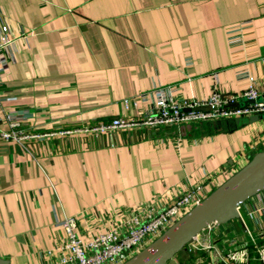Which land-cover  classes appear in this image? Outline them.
I'll use <instances>...</instances> for the list:
<instances>
[{
    "label": "crops",
    "instance_id": "crops-1",
    "mask_svg": "<svg viewBox=\"0 0 264 264\" xmlns=\"http://www.w3.org/2000/svg\"><path fill=\"white\" fill-rule=\"evenodd\" d=\"M244 20L249 53H233L227 28ZM3 21L13 39L0 50V132L12 128L10 114L45 133L0 137L6 264H54L65 216L77 217L84 239L189 184L211 191L264 147V118L234 129L186 123L181 134L165 126L152 138L138 125L91 129L138 117L150 104L126 109L123 98L154 84L202 101L214 89L239 92L247 69L264 98V0H0ZM239 211L238 232L242 222L264 228V188Z\"/></svg>",
    "mask_w": 264,
    "mask_h": 264
},
{
    "label": "built area",
    "instance_id": "built-area-1",
    "mask_svg": "<svg viewBox=\"0 0 264 264\" xmlns=\"http://www.w3.org/2000/svg\"><path fill=\"white\" fill-rule=\"evenodd\" d=\"M249 26V21L244 20L227 28L230 34L228 44L233 53H249L247 45L249 37L254 33L253 30H245ZM12 39L8 23L1 22L0 50L10 45ZM3 68L5 66L0 62V76ZM238 78L243 79L244 84L239 92H221L214 89L211 95L202 101L178 99L174 95L175 85L154 84L148 90L123 98L126 109L137 107L139 103L150 104L138 117L116 116L109 122L91 126V129L99 132L108 127L138 125L142 129V137L152 138L165 126L175 127V132L181 134L182 125L186 123L197 124L212 119L264 113V98L261 97L262 91L255 84L254 74L247 69H241L238 71ZM240 99L253 101L234 104ZM197 105H208L209 108L197 109ZM7 117L12 128L1 131V138H44L45 133L19 127V118L16 116L8 114ZM207 178L212 185L218 183V174H211ZM207 193L203 183L189 184L173 201L164 204L149 203L128 217L109 224L84 239L77 232V217L65 216L56 222L62 227L64 235L55 248L58 255L54 264H121L154 240ZM225 223L229 231L221 230L220 223L213 221L192 236L185 246L189 250L208 251L209 264H264V228L254 230L242 222L243 231L234 232L233 223Z\"/></svg>",
    "mask_w": 264,
    "mask_h": 264
},
{
    "label": "water",
    "instance_id": "water-1",
    "mask_svg": "<svg viewBox=\"0 0 264 264\" xmlns=\"http://www.w3.org/2000/svg\"><path fill=\"white\" fill-rule=\"evenodd\" d=\"M253 99H240L243 104ZM208 109V105H197ZM188 109V108H186ZM264 118V113L231 116L206 121L214 129H234ZM189 125V124H188ZM202 126L203 122L196 124ZM264 188V147L256 150L249 159L225 180L209 191L199 202L163 230L154 240L127 258L121 264H166L192 236L209 223H225L239 218V205ZM7 261L0 258V264Z\"/></svg>",
    "mask_w": 264,
    "mask_h": 264
},
{
    "label": "rangeland",
    "instance_id": "rangeland-1",
    "mask_svg": "<svg viewBox=\"0 0 264 264\" xmlns=\"http://www.w3.org/2000/svg\"><path fill=\"white\" fill-rule=\"evenodd\" d=\"M234 219L235 218L230 219L228 220V222H232L235 227L234 232H238L239 228L241 227L235 225ZM221 225H224V223ZM230 234H232V232ZM208 257H209V252L206 250H201V249L189 250L185 246L184 248H181L172 258H170L166 262V264H209Z\"/></svg>",
    "mask_w": 264,
    "mask_h": 264
},
{
    "label": "trees",
    "instance_id": "trees-1",
    "mask_svg": "<svg viewBox=\"0 0 264 264\" xmlns=\"http://www.w3.org/2000/svg\"><path fill=\"white\" fill-rule=\"evenodd\" d=\"M200 128L214 129V128L211 127L207 122H203V125H202ZM262 148H263V147H262ZM252 154H253V153H251L250 156H251Z\"/></svg>",
    "mask_w": 264,
    "mask_h": 264
}]
</instances>
